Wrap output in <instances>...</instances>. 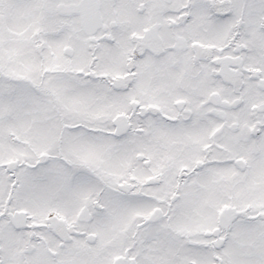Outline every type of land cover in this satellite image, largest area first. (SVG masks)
<instances>
[{
  "label": "snow or ice",
  "instance_id": "snow-or-ice-1",
  "mask_svg": "<svg viewBox=\"0 0 264 264\" xmlns=\"http://www.w3.org/2000/svg\"><path fill=\"white\" fill-rule=\"evenodd\" d=\"M0 264H264V0H0Z\"/></svg>",
  "mask_w": 264,
  "mask_h": 264
}]
</instances>
